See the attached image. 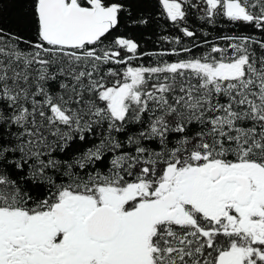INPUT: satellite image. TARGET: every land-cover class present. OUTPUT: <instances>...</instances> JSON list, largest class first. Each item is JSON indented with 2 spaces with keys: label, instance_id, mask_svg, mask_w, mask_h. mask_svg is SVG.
Returning a JSON list of instances; mask_svg holds the SVG:
<instances>
[{
  "label": "snow or ice",
  "instance_id": "1",
  "mask_svg": "<svg viewBox=\"0 0 264 264\" xmlns=\"http://www.w3.org/2000/svg\"><path fill=\"white\" fill-rule=\"evenodd\" d=\"M141 2L0 0V264H264V0H158L242 31L147 67Z\"/></svg>",
  "mask_w": 264,
  "mask_h": 264
},
{
  "label": "trees",
  "instance_id": "2",
  "mask_svg": "<svg viewBox=\"0 0 264 264\" xmlns=\"http://www.w3.org/2000/svg\"><path fill=\"white\" fill-rule=\"evenodd\" d=\"M138 11L141 15L148 18L149 23L140 26L130 25V31H126L124 28H122L121 31H126L128 37L138 42L140 53L170 52L173 48L179 50L183 46L192 47V42L189 41L187 37H183V34L162 15V9L158 0H142L138 5ZM15 14L16 8L10 6L6 12V19ZM6 26L11 25L6 24ZM187 26L190 30L196 32L194 40L196 44L200 45L199 47H192L191 54L181 53L180 56L145 55L133 61V66H139L141 64L146 67L156 66L158 62L162 61L174 62L180 58H188L190 55L201 56L210 46L204 43L205 40L218 44L219 46H225L227 42L218 39L220 36L232 35L242 31V29L236 28L223 21H218L216 24L202 22L198 18L195 9H189ZM204 33H207V35L205 36ZM245 34H251L253 36L258 35L254 29H248ZM163 37H169L170 40L166 41L162 39ZM176 37L181 38V44H175L174 41Z\"/></svg>",
  "mask_w": 264,
  "mask_h": 264
}]
</instances>
